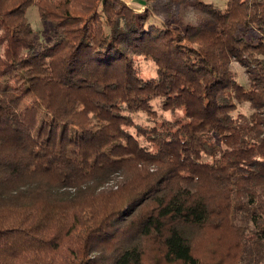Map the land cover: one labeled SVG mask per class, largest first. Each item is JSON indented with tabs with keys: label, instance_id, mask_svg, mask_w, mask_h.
<instances>
[{
	"label": "trees",
	"instance_id": "1",
	"mask_svg": "<svg viewBox=\"0 0 264 264\" xmlns=\"http://www.w3.org/2000/svg\"><path fill=\"white\" fill-rule=\"evenodd\" d=\"M133 1L0 0V264H264V0Z\"/></svg>",
	"mask_w": 264,
	"mask_h": 264
},
{
	"label": "rangeland",
	"instance_id": "2",
	"mask_svg": "<svg viewBox=\"0 0 264 264\" xmlns=\"http://www.w3.org/2000/svg\"><path fill=\"white\" fill-rule=\"evenodd\" d=\"M130 6L140 11L143 9V4L137 3L133 0H126ZM204 3H209L216 8L225 9L227 0H202ZM151 6V18L155 21L169 20L176 25H197L201 18L202 11L195 7L194 0H150ZM26 17L36 32L38 38V44H48L51 42L52 37L48 33V25L44 24L38 15L36 6H30L26 11ZM136 65L139 69V73L144 76H150L155 74V65L153 61L139 58L136 60ZM230 68L235 72L237 81L246 86L248 85L245 66L241 65L237 61H232ZM156 102V101H155ZM154 102L155 107L159 112H163L164 115L169 116V111L160 110L157 103ZM238 111L249 114L251 109L248 103H242L238 105ZM136 120L140 123L149 124L150 121L144 113L136 115Z\"/></svg>",
	"mask_w": 264,
	"mask_h": 264
}]
</instances>
